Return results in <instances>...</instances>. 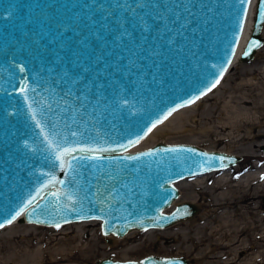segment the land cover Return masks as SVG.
I'll return each instance as SVG.
<instances>
[{"label": "water", "instance_id": "95a60500", "mask_svg": "<svg viewBox=\"0 0 264 264\" xmlns=\"http://www.w3.org/2000/svg\"><path fill=\"white\" fill-rule=\"evenodd\" d=\"M251 1L0 0V225L99 219L110 242L195 215L189 201L164 210L179 196L175 181L241 156L182 142L130 149L220 81ZM262 13L258 0L243 61L264 42ZM87 148L100 151H79ZM186 263L147 255L95 264Z\"/></svg>", "mask_w": 264, "mask_h": 264}, {"label": "rangeland", "instance_id": "374dc122", "mask_svg": "<svg viewBox=\"0 0 264 264\" xmlns=\"http://www.w3.org/2000/svg\"><path fill=\"white\" fill-rule=\"evenodd\" d=\"M263 51L264 42L252 59L243 61L238 55L196 105L181 108L165 127L136 146L182 142L241 156L226 173L215 170L175 181L179 189L175 203L195 202V215L164 228L131 230L110 242L99 219L84 220V227L73 222L57 227L19 221V228L0 233V264H73L76 259L79 264H95L107 257L141 259L147 255L184 256L186 264H264ZM72 247L69 256L56 261ZM37 248L44 251L38 255L39 263L30 252Z\"/></svg>", "mask_w": 264, "mask_h": 264}, {"label": "bare ground", "instance_id": "6f19581e", "mask_svg": "<svg viewBox=\"0 0 264 264\" xmlns=\"http://www.w3.org/2000/svg\"><path fill=\"white\" fill-rule=\"evenodd\" d=\"M257 1L258 0H252L251 1V4H250V7H249V12H248V15H247V18H246V22H245V26H244V29H243V32H242V35H241V39H240V42H239V44H238V47H237V51H236V53H235V56H234V58H233V60H232V62L231 63H233L234 61H235V59L237 58V56L240 54V52L243 50V47H244V45H245V43H246V41H247V39H248V37L250 36V33H251V29H252V23H253V20H254V14H255V10H256V5H257ZM263 31V30H262ZM264 37V36H263ZM261 55H262V57H264V51L263 52H261L260 53ZM209 93V92H208ZM208 93H206V94H208ZM205 94V95H206ZM204 95V96H205ZM203 97V96H202ZM200 98L201 97H199V98H197L195 101H193L192 103H190V104H187V105H191V104H193V103H195L194 105H196L197 103H198V101L200 100ZM187 105H184V106H182V107H180L179 109H177V110H174L164 121H166L165 123H163V122H161L160 124H162L161 126H159L160 124H157V125H155V127H153L152 129H151V131H149V133L145 136V138L143 139V140H145L147 137H148V135H149V137L148 138H150V137H152V136H154V134L155 133H157V132H159L162 128H163V126L168 122V121H171L179 112H181L183 109H181V108H184L185 106H187ZM169 118V119H168ZM165 127V126H164ZM142 140V141H143ZM147 140V139H146ZM142 141H140L139 142V144L142 142ZM139 144H136L135 146H133L130 150H134V149H136L137 147L136 146H138ZM231 166H233V165H230V166H228V167H226V168H220V169H216V170H221V172L222 173H224L226 170H228V169H230L231 168ZM223 170V171H222ZM213 171H215V170H213ZM207 173V172H206ZM226 173V172H225ZM202 175V174H201ZM261 175V174H260ZM195 176H197V175H195ZM261 176H264V173L261 175ZM224 180V179H223ZM257 180H258V178H257ZM220 183V182H219ZM224 183V182H223ZM226 183V182H225ZM230 183V182H229ZM228 183V184H229ZM220 187H221V185L220 184H218ZM178 188V187H177ZM175 200L176 199H174L173 200V202H172V204L169 206V207H166L164 210L165 211H169V210H167V209H169L171 206H174V205H176L177 203H179V202H177L176 201V203H175ZM206 202H207V204L209 203V201L208 200H205ZM189 202H191V201H189ZM193 203H195V202H193ZM211 205V204H210ZM213 205H215V204H212V206ZM209 209H211V208H209ZM85 219H83V220H74V221H72L73 223H75L74 225H76V226H81V225H83V227L84 226H86V224H87V221H84ZM91 220V219H90ZM18 222H19V220L18 221H13V222H11V223H8V224H4L2 227H0V233L1 232H4V231H13V230H15V229H17V228H19L18 227ZM78 222V223H77ZM29 226H31L30 224H28ZM47 226V225H46ZM62 227V226H61ZM82 230V229H81ZM80 230V231H81ZM132 230H135V229H132ZM137 230H141V229H137ZM84 232V231H83ZM82 232V233H83ZM129 232H131V230L129 231ZM129 232H127V233H129ZM86 233V232H85ZM84 233V234H85ZM126 233V234H127ZM125 234V235H126ZM125 235H123V236H125ZM108 237H110V239H113V238H115V239H122V238H119V237H123V236H116V235H114V234H108L107 235ZM127 236V235H126ZM119 241V240H118ZM113 242H114V240H113ZM79 247V246H78ZM73 248L74 247H72V248H70L68 251H66V252H64V253H62L61 255H58L57 257H59L56 261H59V260H62V258L61 257H63V255H67V256H69L68 254L71 252V251H73ZM41 248H37L36 250H30V252H31V254L33 255V256H35L34 257V259H36L35 261H37L36 263H39V261H38V255L39 256H42L43 255V252H42V250H40ZM80 251H83V247H79L78 248ZM243 249V248H242ZM50 251V250H49ZM47 253V252H46ZM45 253V254H46ZM47 255H50L49 253L47 254ZM55 255H57V254H55ZM51 257V256H50ZM56 257V256H55ZM46 258V257H45ZM51 259V258H50ZM41 261V260H40ZM79 260H75V264H79V263H77ZM66 262V261H65ZM43 263H44V261H43ZM73 263V264H74ZM58 264V263H57ZM83 264H87V263H83Z\"/></svg>", "mask_w": 264, "mask_h": 264}, {"label": "snow or ice", "instance_id": "6c2138e0", "mask_svg": "<svg viewBox=\"0 0 264 264\" xmlns=\"http://www.w3.org/2000/svg\"><path fill=\"white\" fill-rule=\"evenodd\" d=\"M262 15H264V13H262ZM256 42H251L249 45V50L251 49L252 46L255 45ZM247 54V52L245 53ZM226 70V69H225ZM222 75V73H221ZM216 83H219V81H216ZM213 87H215V84H213ZM153 127H155V125H153ZM149 131H151V129H149ZM76 149H65L62 153L61 156H65L70 154L71 152L75 151ZM79 151H88V152H95V151H100V149H94V148H87V149H79ZM167 151H180V149H167ZM187 151H192L191 149H187ZM150 154V153H149ZM207 155V154H205ZM223 159V158H220ZM52 182L55 183L57 182L55 180V177H53ZM47 186V185H46ZM39 194V193H38ZM53 195H58L57 193H53ZM69 199H72L71 197H69ZM33 200H35V197L32 198V200L28 201V204H32ZM25 207H27V205H25ZM23 212V209L20 210V212H17V216L20 215V213ZM13 219H15V217H13ZM12 221H9V223H11ZM3 225H0V227H2ZM57 227H59V225H56Z\"/></svg>", "mask_w": 264, "mask_h": 264}]
</instances>
